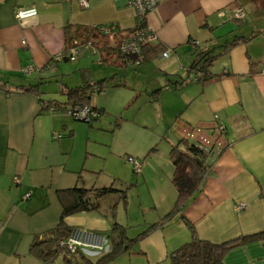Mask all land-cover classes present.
Instances as JSON below:
<instances>
[{
    "label": "crops",
    "instance_id": "obj_1",
    "mask_svg": "<svg viewBox=\"0 0 264 264\" xmlns=\"http://www.w3.org/2000/svg\"><path fill=\"white\" fill-rule=\"evenodd\" d=\"M245 1H164L149 13L147 23L156 34L151 45L162 46L168 57L161 55L143 64L168 62L164 82L159 80L153 87L145 83L131 87L118 74L104 78L112 79L113 85L92 97V107L110 114L107 103L94 101L101 94L122 95L120 106L124 111L130 104L133 109L137 107L133 117H118L121 124L115 129L123 131L127 122L128 139L135 145L133 158L141 162L140 172L133 169L136 177L129 183L124 181L119 165L110 168L99 162H110L118 153L113 143L101 140L97 131L104 129L96 122L90 125L78 121L86 126L72 122L69 112L43 111L34 93L0 89V264H64V256L54 263H43L31 254V245L36 236L44 238L59 224L63 212L59 192L79 186L91 189L114 185L119 191L128 190V199L123 202L120 194L109 195L101 200L99 211L65 219L74 228L71 239L84 244L80 254L68 256L72 264H83L80 257L95 262L108 253L111 243L106 234L114 223L128 228L129 236L134 238L150 225L162 222L178 200L170 151L180 141H187L196 126L212 131L215 116L226 127L228 146L220 154L207 156L210 170L199 191L180 214L110 264H171V255L192 238L182 215L195 226L202 240L214 244L264 232V24L256 27L259 22L246 11L244 23L233 19L234 11ZM88 2L89 7L84 9L79 0H0V84L42 85L61 78L63 90L85 81L95 83L100 80L94 79L93 67H83L88 66L90 55H99V66L103 63L132 68L121 62L118 45L120 36L137 26L134 8L128 0ZM19 8H35L38 15L19 21ZM251 23L255 29L243 34ZM101 26H115L117 34L103 37L97 30ZM235 35L241 36L242 42L213 65L211 79L202 83L195 79L178 89L166 87V75H186L201 49L221 53V44ZM73 42L91 44L96 51L85 50L79 57L84 60L72 66V75L61 67L69 60L57 58ZM27 67L34 68L30 76L24 74ZM76 72L80 73L76 85L63 83ZM42 94L44 101L67 102L64 96L47 98ZM148 114L153 119L147 118ZM136 129L153 130L155 137L139 139ZM15 178H19L18 184ZM29 193L32 196L26 200ZM240 205L244 208L239 211ZM222 264H264V241L233 248Z\"/></svg>",
    "mask_w": 264,
    "mask_h": 264
},
{
    "label": "trees",
    "instance_id": "obj_2",
    "mask_svg": "<svg viewBox=\"0 0 264 264\" xmlns=\"http://www.w3.org/2000/svg\"><path fill=\"white\" fill-rule=\"evenodd\" d=\"M96 30V29H95ZM242 38L239 35H235L232 39H227L221 44V53L215 54L214 50L201 49L191 66L187 69L186 75H166L168 77V84L166 87L175 86L183 88L195 79L198 82H205L211 79L213 75L210 69L213 65L228 51L235 47ZM166 50L160 45H148L143 49L145 64L159 56L164 55ZM104 58V56H102ZM106 61V59H104ZM124 64V63H123ZM125 67L128 65L124 64ZM84 74L82 76L84 78ZM112 79H103L95 83L85 81L81 86L75 88H64L61 90L62 96L66 97L67 102L61 103L54 100L44 101L42 100L41 84H30L20 86H8V83L1 82L0 89L5 90L7 93H34L39 97V101L42 104L43 111H64L72 113L78 107L89 106L93 110L97 111L99 116L94 121L87 123L92 125L99 121L106 115L105 111L92 107L91 99L97 93H102L109 86L113 84ZM124 85H117L121 87ZM115 87V86H114ZM166 87L162 88L164 90ZM160 89L155 93H159ZM73 120H75L73 118ZM86 123V122H84ZM116 128L120 127L121 119H116ZM207 154L198 148L195 144L189 143L186 140L180 141L178 144L172 147L170 151V160L175 168L173 175V184L178 191V200L174 209L168 213L160 223L150 225L146 230L140 232L136 237L131 238L129 236V229L122 226L119 223H114L111 230L106 234L109 236L111 243V249L108 253H105L99 257L95 262L87 259L86 257H80L83 264H110L115 261L120 255L131 250L141 240L147 237L157 227L163 225L176 215L183 211L186 203L199 191L203 180L210 170V166L207 163ZM128 190L119 191L114 185L106 188H85L83 186L76 187L71 190L59 192V198L63 206L62 216L59 224L56 228L50 230L45 234L44 238L36 236L31 245V254L43 263H54L59 257H65L64 264H72V261L68 259V256L75 257L80 254H71L67 246H62V242H68L71 239L74 228L68 226L65 219L71 215L81 212H93L101 209V200L109 195L120 194L121 200L127 202ZM117 208V204L112 207V210ZM114 214V213H113ZM182 219L189 226L191 231V241L182 246L176 252H174L170 259L171 264H222L225 255L241 245H245L251 242L264 241V232L257 233L249 236H242L239 239L225 242L222 244H214L208 241L202 240L196 231L195 226L190 223L186 217L182 215Z\"/></svg>",
    "mask_w": 264,
    "mask_h": 264
},
{
    "label": "rangeland",
    "instance_id": "obj_3",
    "mask_svg": "<svg viewBox=\"0 0 264 264\" xmlns=\"http://www.w3.org/2000/svg\"><path fill=\"white\" fill-rule=\"evenodd\" d=\"M243 7L246 12H250L252 18H255L253 20L259 22L256 23V27L260 28L261 27L260 24H264V0H246L245 2H243ZM254 25H255L254 23H251L249 27H246V29L242 33L248 34L249 32L250 34L255 29ZM170 57L172 58L173 56L171 55ZM83 58L85 57L79 58L76 63H73L71 61L62 62L61 63L62 64L61 67L63 69L62 71H64V73H68V74L71 73L73 75L74 73L72 70V66H74L77 63H81L84 60ZM99 61H100L99 55L97 56L90 55L88 59V66H83L88 68L93 67V75L96 81L104 78H110L118 74V76L121 77V80L126 82L131 87H136L135 85L137 83H145L147 86L149 85L150 87H153V85H155L159 80L161 82L162 81L164 82L165 80L164 71L168 63V62L167 63L164 62L160 64L151 63V64L142 65L140 67L116 68L113 65H108L103 63L102 65L99 66L98 65ZM75 74L76 75L71 77L68 76V78H66L63 83H66L68 85H76L78 83L80 73L76 72ZM61 80H62L61 78L58 79L53 78L50 81H45L40 87L41 93L42 92L45 93V96L47 98L57 97L60 99L62 96L60 90ZM112 95L113 94H109L105 96L101 94L95 96L94 101H96L97 104L105 105V103H107L106 105L107 107H109L107 108L108 113H110L103 116L98 122H96V125L97 127H102V129H104V131H97V134L101 136V140L113 143L114 150L116 151V153H118L117 155L118 157L117 158L115 157L114 159L110 160V162H106L105 160L101 161V159L99 160V162L100 163L105 162V165H107V167L109 166L110 168H114L115 166L117 167V165H119V168L123 172L124 181H127L129 183L130 179L136 177L133 171V167L127 162L128 156L136 157L135 145L131 144L132 140H129L130 138L127 135V130L125 127L128 126L126 125L127 122L123 124L124 125L123 131H116V132L115 129H118L119 127L116 128L115 122L118 117H124V118L133 117L134 114L137 112V107L133 109L132 108L133 105L130 104V106H127L129 108H127V110L124 111L123 110L124 108H121L120 106L121 105L120 102L124 99L123 96L122 95L112 96ZM112 100H118V103L117 102L113 103ZM123 111L124 113L122 115L121 113ZM147 118H152V117L150 114H148ZM71 121L78 122V121H74L73 119H71ZM80 122H78V124H83L86 126V124ZM150 124L151 126H153L154 122H151ZM136 132L139 133V135H136L137 138L139 139H142L143 137L147 139L151 136L155 137L153 130L151 131L147 129H139ZM131 136L132 133L130 134V137ZM101 150H103V152L106 151V149H101ZM119 155H121L122 158H120L121 156ZM120 159H122V161ZM59 260L60 259L58 258L56 261Z\"/></svg>",
    "mask_w": 264,
    "mask_h": 264
},
{
    "label": "built area",
    "instance_id": "obj_4",
    "mask_svg": "<svg viewBox=\"0 0 264 264\" xmlns=\"http://www.w3.org/2000/svg\"><path fill=\"white\" fill-rule=\"evenodd\" d=\"M89 0H79V4L82 8L87 9L89 7ZM166 0H128V5L134 8L137 16V26L134 31L129 34L120 36V42L118 45V52L121 62L133 67H138L144 62L143 49L144 47L152 44L156 40V34L153 28L147 23L148 15L151 11L157 8L161 3ZM38 15V11L35 8H19L16 10V18L19 21L26 20L28 18H34ZM247 14L243 7H239L234 11L233 19L238 23H244L246 21ZM99 34L103 37L111 38L117 34V28L114 26H101L97 28ZM194 46H197L194 43ZM96 51V48L91 44L80 45L78 42L73 44L57 58V61L67 59L71 62H76L78 58L83 54L85 50ZM163 57H168V53H165ZM34 68L27 67L24 69V74L30 76ZM73 118L76 121L90 123L98 118L99 114L89 106L78 107L72 113ZM226 127L222 124L218 117L214 118V127L212 131H206L201 126H196L191 129L187 135V141L195 144L198 148L203 150L207 155L212 153L220 154L227 146L226 140ZM54 138H61L60 135H54ZM127 161L133 166L135 173L140 172L141 162L133 157L127 158ZM19 178L14 179V183L18 184ZM32 196L31 193L25 195V199L28 200ZM244 208L243 205L237 207L240 211ZM62 246H67L71 254H77L84 244L81 241L69 239L68 242H62ZM102 249V248H100Z\"/></svg>",
    "mask_w": 264,
    "mask_h": 264
}]
</instances>
